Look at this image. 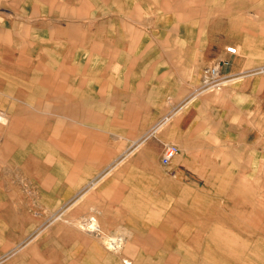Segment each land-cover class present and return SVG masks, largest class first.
Listing matches in <instances>:
<instances>
[{
  "label": "rangeland",
  "instance_id": "374dc122",
  "mask_svg": "<svg viewBox=\"0 0 264 264\" xmlns=\"http://www.w3.org/2000/svg\"><path fill=\"white\" fill-rule=\"evenodd\" d=\"M143 1L144 9L133 14L149 29L160 24L172 32L176 25L188 30L181 19L174 22L175 0H160L161 15L155 21L151 11L146 13L151 0ZM201 1L207 5L197 8L211 13L209 18L222 11L221 20L208 24L213 29L221 25L224 41L230 39L232 28L239 31L240 46L224 42L223 51L234 46L257 70L264 68V0ZM56 3L0 0V114L8 118L0 124V264H122V258L131 264H264V148L240 151L241 165L232 167L222 158L227 154L230 158L231 152L209 141L203 151H196L193 170L198 173L199 162L206 160L202 172L220 175V180L191 181L189 188L180 178L174 181L167 171L170 163L160 162L169 143L166 136L165 144H160L155 128L146 142L138 141L142 131L157 122L154 117L129 118L122 124L120 118H112V132H104L97 124L103 119L97 118L79 119L78 124L64 116L62 125L57 96L71 93L79 77L93 72L78 69L91 65L93 58L73 55L66 40L72 34H89L95 3L63 0V8ZM51 5L55 8L50 15ZM252 29L255 32H249ZM56 30L63 41L59 55L49 52L50 45L60 46ZM144 36L137 43L139 49L148 46ZM160 39V47L176 43L169 35ZM82 40L84 46L90 39ZM170 61L185 58L174 53ZM46 62L54 67L59 62V68L48 69ZM225 62L189 70L190 91L188 85L170 79L167 73L173 70L163 71L161 98H168L165 93L173 87L186 89L175 97L181 99L196 90L224 89L230 76L220 70ZM210 66L217 67L218 85L203 82ZM232 173L241 175L239 183L222 180ZM89 216L109 232L123 229L139 244H121L114 250L107 241L111 235L97 245L91 235L97 229L87 231ZM19 255L23 257L16 261ZM27 256L33 261L21 262Z\"/></svg>",
  "mask_w": 264,
  "mask_h": 264
},
{
  "label": "crops",
  "instance_id": "0c3cea01",
  "mask_svg": "<svg viewBox=\"0 0 264 264\" xmlns=\"http://www.w3.org/2000/svg\"><path fill=\"white\" fill-rule=\"evenodd\" d=\"M181 1H171L174 4L171 11L176 19L174 22L178 23L181 19L188 30L183 25L182 30L180 25H176L172 32L169 27L163 28L160 24H152L149 29L143 24L144 19L140 21L133 14L138 13L139 7L144 9L143 0H103L102 2L94 0L95 5L91 11L93 13L90 14L88 21V25L92 26L89 34H72L68 37L70 40H66L73 46L74 50L71 51L73 55H89L93 58V63H89L91 65L84 67L78 65V69L89 68L93 72L91 76L79 77L71 93L57 96L56 111L62 125H64L62 121L64 116L77 119L78 124L79 119H103L97 124L104 128V132H112V118H120L121 124L127 123L129 118L158 119L153 126L142 131L138 141L146 142L147 135L156 127L155 132H158L156 138L160 144H165L163 142L165 136L169 143L175 144L178 152L167 166V171L173 175L175 182L179 180L176 178H180L181 181L187 182V187L190 188L191 181L220 180V175L202 172V167L208 164L206 160L199 162L201 167L198 173L196 172L198 169L193 170L197 164L195 159L199 155L196 151H203L209 141L217 143L214 147L231 152L230 158L229 154L222 158L227 160L223 161L224 165L231 164L232 167L241 165L240 151L264 148V68L257 70L252 66L254 63H251L250 57L247 60L243 59L239 51L236 54L223 51L224 42L240 46V37L239 31L235 29L234 32L232 28L230 39L224 41L223 31L221 28L218 29L221 25L216 26L215 29L209 27V22L222 19V11L221 13L216 11L215 17L209 18L211 13L206 9L197 8L206 6V1L205 3L201 0H186V3ZM56 2V7L63 8V0ZM146 5L149 7L146 13L151 11L152 21L160 17V0H151L146 2ZM46 6L48 8L49 3ZM51 7L52 9H48L50 15L55 8L54 5ZM161 31L166 32L167 35H161ZM168 35L174 37L176 43L174 46L160 47V38ZM142 36L149 39L146 41L148 46L139 49L137 43ZM55 37L60 41H57L60 46L57 44L55 49L50 45L51 50L48 51L50 54L59 55L63 41L60 40L61 35L57 30ZM83 38L90 40L88 44L81 46ZM174 53L183 55L185 61H170ZM148 55H151V60L145 61ZM161 55H164V58H161ZM221 59L227 62L220 63V70L230 75L224 81V89L218 92L196 90L181 99L175 97L177 93L185 94L186 89L173 87L165 93L169 95L168 98H161L164 93L160 94L159 79L163 71L173 70L167 73L170 79L174 82L179 81L178 85H188L190 91L193 81L191 74L187 72L192 69L196 71L207 62H218ZM46 64L48 69L59 68V62H56V67L48 65L49 62ZM116 71H119V74ZM153 86L155 90L151 88ZM232 152H235V155ZM203 157L204 155L201 156ZM186 173L192 176L190 180L186 179ZM192 173L196 177L193 178ZM240 176L232 173L223 175L222 180L239 183ZM96 225L97 233L91 235L97 245L102 246L105 237L111 235L120 237L121 241L123 239L122 244L125 245L139 244L138 241L131 239L132 236L126 237L127 233L121 228L109 232L111 230L104 226ZM21 257L23 255H19L15 260ZM27 258H23L21 262L33 261L31 257L27 256Z\"/></svg>",
  "mask_w": 264,
  "mask_h": 264
},
{
  "label": "built area",
  "instance_id": "2783aa9c",
  "mask_svg": "<svg viewBox=\"0 0 264 264\" xmlns=\"http://www.w3.org/2000/svg\"><path fill=\"white\" fill-rule=\"evenodd\" d=\"M225 51L229 54H236L237 53V48L234 46H227L225 48ZM217 67L215 66H210L205 68L204 72L206 74L207 79H205L203 82L206 85H210L213 83V85H218L219 84V78H218V72H217ZM217 76V77H216ZM178 148L174 144L167 143L164 146L162 156H161V164L162 165H168L172 158L177 154Z\"/></svg>",
  "mask_w": 264,
  "mask_h": 264
},
{
  "label": "bare ground",
  "instance_id": "6f19581e",
  "mask_svg": "<svg viewBox=\"0 0 264 264\" xmlns=\"http://www.w3.org/2000/svg\"><path fill=\"white\" fill-rule=\"evenodd\" d=\"M8 120L7 118V114L2 112L0 114V124H4L6 123ZM157 124V123H156ZM156 128V127H155ZM155 130V129H154ZM134 142V141H133ZM167 144V143H166ZM170 144H173V143H170ZM96 218L94 216H89L88 218V222L86 223V225H88V230L89 232H94L96 229H97V225H96ZM107 241L109 242V245L112 249L114 250H118L119 247H121L123 244H122V241L119 239V238H116V237H110L107 239ZM122 244V245H121ZM122 264H131L130 260L127 259V258H122Z\"/></svg>",
  "mask_w": 264,
  "mask_h": 264
}]
</instances>
